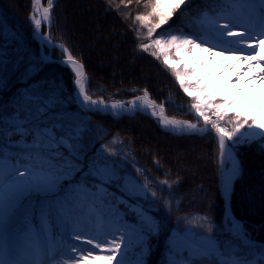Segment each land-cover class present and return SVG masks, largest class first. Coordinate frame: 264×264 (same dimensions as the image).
Returning <instances> with one entry per match:
<instances>
[{
  "label": "snow or ice",
  "instance_id": "obj_1",
  "mask_svg": "<svg viewBox=\"0 0 264 264\" xmlns=\"http://www.w3.org/2000/svg\"><path fill=\"white\" fill-rule=\"evenodd\" d=\"M185 4L186 0H145L148 10L137 14L135 21L147 29L146 37L137 29L138 39L148 42L138 43V48L163 57L164 66L191 97L190 110L198 121L202 118L204 127L168 118L164 103L157 104L146 88L142 95L110 105L93 99L84 64L41 33L42 24H51L54 0H47L46 7L41 0H31L29 20L40 45L38 53L0 18V264H148L151 243L164 231L163 220L154 212L158 197L149 187L154 181L139 167L129 171L128 152L109 146L123 144L122 139L113 137L95 147L90 118L84 115L92 111L113 117L150 113L173 134L214 130L222 161H232L219 186L227 205L223 221L217 224L206 213L182 217L186 225L196 227H187L182 234L172 232L164 264H264V243L253 241L230 210L232 185L242 174L234 150L256 141L264 151L260 118L264 113L250 111L257 103L264 109V100L249 98L245 114L235 107L238 94L209 101L203 95L208 85L200 83L205 77L189 79L214 57L240 53L234 58L248 63L237 79L248 67L261 65L251 79L264 81V0H204V7L189 14V31L181 28L173 34L177 30L170 28L167 35L154 36ZM48 46L61 49L60 63L73 73L71 90L55 76H41L53 62L44 52ZM218 48L223 51L216 52ZM197 52L207 53L206 60L195 56ZM176 61L184 63L178 66ZM14 84L20 87L12 92ZM6 92L11 95L5 97ZM158 183L173 187L166 180ZM174 183L179 187L180 178ZM181 202L176 201V210ZM163 203L171 210V199ZM33 217L38 224L32 223ZM132 249L137 250L134 260L129 259Z\"/></svg>",
  "mask_w": 264,
  "mask_h": 264
},
{
  "label": "trees",
  "instance_id": "obj_2",
  "mask_svg": "<svg viewBox=\"0 0 264 264\" xmlns=\"http://www.w3.org/2000/svg\"><path fill=\"white\" fill-rule=\"evenodd\" d=\"M47 2V0H43ZM82 3L92 5L103 19L102 41L116 44V55L109 60V68L102 71L95 63H91L85 42L88 40V32L76 24L73 12L75 6L73 0H56L51 11L52 26L50 37L64 44L69 51L85 66L89 77L88 92L93 96L109 98H127L139 93L145 88L153 98L159 99L173 97L178 103L186 104V96L181 93L175 83L174 75L166 68L161 57L158 59L149 52L138 48V43L148 40L138 39L137 29L146 37V28H141L135 16L146 12L145 0H83ZM204 6V0H186V4L173 15L167 24L157 29V33H167L176 21H180L189 9ZM31 8V0H0V18L6 21L5 27H13L23 37L27 46L33 52H37V44L32 37V27L28 20ZM89 12L91 11L88 9ZM86 13V9L84 8ZM75 15V16H74ZM99 21L93 27V32L99 30ZM112 27L114 33L108 30ZM81 34L85 40L78 37ZM105 34V36H104ZM113 47V48H114ZM54 54L59 52L54 49ZM120 57L118 61H115ZM129 59V60H128ZM136 65V67L133 65ZM131 65L132 69L130 70ZM41 76H55L59 78L68 90L72 89L73 75L66 68L57 63H49L44 67ZM20 87L14 84L12 92ZM136 89V91H132ZM5 97L11 92L4 93ZM90 118L92 136L95 147L116 137L123 140V144L109 145L117 150L128 152L131 162L127 164L128 170L134 172V166L145 171L154 183L149 187L157 192L158 206L154 207L155 214L163 220L164 231L155 239L151 246L152 251L156 246L162 245V239L172 228H184L186 222L182 217L204 215L213 218L217 224L222 223L223 205L217 191L218 155L219 150L215 137L211 132L203 135L185 134L175 135L160 129L147 115L136 113L133 116L113 118L109 115H101L92 112L84 113ZM144 138H147L145 140ZM150 143H149V142ZM181 151V156H174V151ZM199 152L200 159L196 156ZM242 174L234 181L231 194V207L234 215L242 220L248 233L259 241L264 242V151L258 147L257 142L250 146L245 144L236 149ZM184 156V157H183ZM134 157V159H132ZM183 157V160H182ZM181 158V159H180ZM204 162V168L199 169L200 175L195 174L193 167ZM177 177L181 183L175 185ZM168 181L173 185L169 190L168 185H161L159 181ZM143 183V176L140 177ZM179 193V194H177ZM162 197V199H161ZM173 201L171 210L164 207L163 201ZM176 201L179 210H176ZM195 228L196 226L192 224ZM221 241L224 237L217 231Z\"/></svg>",
  "mask_w": 264,
  "mask_h": 264
},
{
  "label": "rangeland",
  "instance_id": "obj_3",
  "mask_svg": "<svg viewBox=\"0 0 264 264\" xmlns=\"http://www.w3.org/2000/svg\"><path fill=\"white\" fill-rule=\"evenodd\" d=\"M81 1L83 0H73L74 3V7H73V12L75 13V15H77V20L74 19V22L76 24H78L79 22H84L85 25L79 26L82 27L86 33L88 32L89 36H92V38L90 40H87L85 42V45H87V48L89 49V55L90 54H94L95 55H99L100 58H98V62H95L94 65H98L99 62H101V58H104L105 61L109 62V60H113L115 58V54L113 52V50H115L116 44H119L117 42H119V40H117V42H115V44H111V42H107V41H102L99 39V36L102 37L103 35V19L101 18V16L96 12V8L91 7L92 5H88L87 3H82ZM84 8L86 9V13L84 12ZM90 9L91 11L89 12ZM74 15V16H75ZM99 21V30L93 32V27L95 26V24H97V22ZM192 26L191 25V21H189V27ZM239 28H237L236 30H238ZM108 30H110L111 33H114V30L112 27H108ZM105 36V34H104ZM264 38V37H261ZM210 46V45H209ZM114 47V48H113ZM215 51L218 52H222L223 49H216ZM226 54H230L232 55L233 53H226ZM245 55H248L249 53H244ZM195 56H198L199 59L201 61H205L206 57H207V53H203V52H197L194 53ZM235 55H240V53H235ZM103 60V59H102ZM129 60V59H128ZM237 61L238 60H233L232 63L228 62V64H230L231 66H229L230 69H225L223 70L222 68H218L215 69V64L212 63L211 61H207L206 63H203L200 67V70L196 71V74L193 75V78H195L196 76H203L205 75V79L207 80V85L208 87L217 89L216 87L218 85H221L220 90H217L216 93L209 95V92H204L203 95L208 97L209 101H213V100H221L224 97H228L229 99H231L232 96L234 95H239L240 99L238 100L237 104L235 105V107L241 108L243 110H245V114H248V109H247V101L249 100V98L259 102L260 100H264V87L263 89H261L263 92H258L255 91V87H257L258 85H262L261 82L256 81V79H251L252 76H250V73L253 72V67H248L246 71H243L242 75H240L241 80L235 82L233 84V82L235 81V77L237 76V73L241 72V69L238 65H237ZM244 61V60H242ZM190 65L192 63L191 58L188 59L187 61ZM177 65H181L184 63V61H176ZM210 69L209 71H206L205 69L209 66ZM130 66V70L132 69L131 65ZM256 68L258 69L256 72H258L261 68V65H254ZM209 68V67H208ZM254 69V70H255ZM218 70L219 72V77L218 78H213L212 73L213 71ZM253 72V73H256ZM211 75V76H210ZM252 75V73H251ZM248 76V78H246ZM191 78V77H190ZM208 78V79H207ZM246 78V79H245ZM245 79V80H243ZM223 81V83L221 84V82ZM178 83V82H177ZM190 91L194 92L193 94H195V89H190ZM153 98V97H152ZM191 98V97H190ZM154 100L158 101L157 103H160L161 101H163V98L159 96V99L157 98H153ZM251 112L255 113V112H260V113H264V109L259 108V104L257 103V107L256 108H252L250 110ZM137 113H142L144 114V112L139 111ZM264 116H261L260 118L263 119ZM202 120V118H201ZM200 124V123H199ZM157 125V124H156ZM158 126V125H157ZM246 129H242V131H245ZM145 140H147V138H144ZM149 142V141H148ZM256 142V141H255ZM150 143V142H149ZM174 151V156H176L178 158V155L181 156V151ZM201 155V154H200ZM199 152L196 153V156L200 159ZM184 157V156H183ZM182 157V160H183ZM219 158V155H218ZM181 159V158H180ZM200 162V161H199ZM204 168V162H200L198 164V166H194V172L195 174H201L202 172H200L201 170L199 169H203ZM21 171H23V169H21ZM32 223L34 225L38 224V218L33 217L32 218ZM187 227H193V225H186V227L183 230H176L174 232L177 233H183V231L186 230ZM117 235H119V233H117ZM223 239V238H220ZM181 240H182V236H181ZM79 243V242H77ZM136 258V257H135ZM134 258V259H135ZM132 259V260H134ZM161 264H164L161 263Z\"/></svg>",
  "mask_w": 264,
  "mask_h": 264
},
{
  "label": "bare ground",
  "instance_id": "obj_4",
  "mask_svg": "<svg viewBox=\"0 0 264 264\" xmlns=\"http://www.w3.org/2000/svg\"><path fill=\"white\" fill-rule=\"evenodd\" d=\"M74 19L75 20H77V15L74 17ZM104 22H106V21H104ZM103 22V23H104ZM82 25H85V23L84 22H82L81 23V25L80 26H82ZM77 36H72L73 38H76V37H78L79 39H82V40H85V39H83L82 37H80V35L81 34H76ZM86 37H87V39L88 40H90L91 38H92V36H87L86 35ZM216 52H218V51H216ZM88 53H89V50H88ZM225 56H226V59L223 57V56H216V57H214L213 59H212V62L215 64V69H218V68H222L223 70H225V69H227V67H228V69H230L229 68V66H231L230 64H228V62H231L232 63V61L235 59L234 57L235 56H237V55H235V53H233L232 55H230V54H226L225 53ZM98 58H100L99 57V55H95L94 56V54H90V61H91V63H95V62H98L99 60H98ZM103 59V60H102ZM120 59V57H118L117 59H115V61H118ZM98 60V61H97ZM101 60V62H99V64L97 65L102 71H105L107 68H109L110 66H109V64H111L110 62H106L105 61V59L104 58H101L100 59ZM236 60V59H235ZM247 63H248V61L247 60H244V61H242V60H238L237 61V65L240 67V68H242V69H244L245 68V66L247 65ZM133 65L136 67V65L133 63ZM210 66H211V64L205 69L206 71L207 70H209L210 69ZM200 68H202V67H199L197 70L199 71L200 70ZM256 67L255 66H253V72H256L258 69H255ZM203 69V68H202ZM255 69V70H254ZM219 71L218 70H215V71H213V73H212V76H213V78H218L219 77V73H218ZM253 72H251L252 73V75H251V73H250V76H252L253 77ZM194 74H196V73H194ZM200 76V75H199ZM204 77H205V75H203ZM211 76V75H210ZM191 77V78H190ZM189 77V79L191 80V79H194L193 78V76H190ZM246 78H248V76L246 77ZM245 78V79H246ZM208 79V78H207ZM235 79V81L233 82V84L235 83V82H237V81H239V80H241V78H240V76H239V78L237 79V76L234 78ZM245 79H243V80H245ZM256 81H258V82H261V84L262 85H258L257 87H255L254 89H255V91H260V92H263L261 89H263V87H264V81H260V80H257L256 79ZM201 85L203 86V85H207V80L206 79H202L201 80ZM223 83V81L221 82V84ZM235 85V84H234ZM220 87H221V85H218L216 88L217 89H214V88H212V86L210 87V88H207L206 89V91L205 92H211V94H214V93H216V91L217 90H220ZM194 93V92H193ZM264 94V93H263ZM263 119H264V117H263ZM220 165H221V171H220V178H219V186H220V183H221V179H222V176L223 175H225L226 173H227V170L228 169H230L231 167H232V161H230V160H227V158H224V160L222 161V159H221V157H220Z\"/></svg>",
  "mask_w": 264,
  "mask_h": 264
},
{
  "label": "water",
  "instance_id": "obj_5",
  "mask_svg": "<svg viewBox=\"0 0 264 264\" xmlns=\"http://www.w3.org/2000/svg\"><path fill=\"white\" fill-rule=\"evenodd\" d=\"M226 210V209H225ZM230 210H231V208H230ZM231 214H232V211H231Z\"/></svg>",
  "mask_w": 264,
  "mask_h": 264
}]
</instances>
